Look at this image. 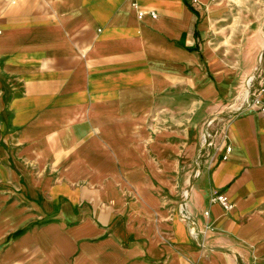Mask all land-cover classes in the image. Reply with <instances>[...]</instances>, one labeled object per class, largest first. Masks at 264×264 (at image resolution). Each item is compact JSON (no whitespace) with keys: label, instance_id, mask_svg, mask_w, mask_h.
Listing matches in <instances>:
<instances>
[{"label":"crops","instance_id":"crops-1","mask_svg":"<svg viewBox=\"0 0 264 264\" xmlns=\"http://www.w3.org/2000/svg\"><path fill=\"white\" fill-rule=\"evenodd\" d=\"M232 9L0 0V264H264V93L237 102L264 31ZM161 110L195 124L155 131Z\"/></svg>","mask_w":264,"mask_h":264},{"label":"rangeland","instance_id":"rangeland-1","mask_svg":"<svg viewBox=\"0 0 264 264\" xmlns=\"http://www.w3.org/2000/svg\"><path fill=\"white\" fill-rule=\"evenodd\" d=\"M250 2L249 5H247V0H228V3L230 4V7L233 8V10H238L239 12H241L242 10H247V6L250 7V9L253 10V22L255 24V26H258L260 29V32L262 33L264 31V1L263 0H248V3ZM245 17L247 18L245 15H238L236 16V20L235 23L238 25L239 22L243 23V22H247L242 21V18ZM252 22H250L251 24ZM243 27L245 28L246 23H243ZM241 49V48H239ZM258 69H256V71L254 72L253 75V81H252V85H251V91L255 92V91H259L261 90V83L262 80H264V57L261 60V62L257 63ZM256 66V67H257ZM246 84V79L243 81V90L241 92V95L239 96V99L237 100V102L241 105L244 102V87ZM252 97L253 94H252ZM252 97L250 99H252ZM189 104V103H188ZM182 105V104H180ZM238 105V106H239ZM175 108H180L178 107V104H174ZM195 112L191 111H185V112H179L177 110L171 111V110H161L157 112V123H158V127L155 128V131H159L161 128L165 129V128H172L175 130L177 129H182V128H186L188 126H192L195 124L194 119H192L191 121L189 120L191 118V116L194 115ZM194 118H196V115L194 116ZM209 126H204V131L202 130V127H199L200 130V140H201V146L206 144V142H204V137L206 135V133H211L213 130V126L212 124H208ZM161 126V127H159ZM209 129V130H208ZM200 140H199V144H200ZM201 146L198 147V149H196V152L194 153L192 158L187 159L184 164H181L182 166L185 165L184 167H194L195 169L191 168V172L192 174H190V184H192L194 182V180L198 177V170L203 167V164L205 163L204 160L208 158V156L201 153L200 149ZM204 155V156H203Z\"/></svg>","mask_w":264,"mask_h":264},{"label":"built area","instance_id":"built-area-1","mask_svg":"<svg viewBox=\"0 0 264 264\" xmlns=\"http://www.w3.org/2000/svg\"><path fill=\"white\" fill-rule=\"evenodd\" d=\"M14 1V0H12ZM192 2H195L197 0H191ZM133 4L135 6H137V2H133ZM138 14L140 17H144L146 15H151L153 18H156L158 16V14L155 12V11H144V10H138ZM0 32H1V28H0ZM261 90L259 91V93H264V80H262V83H261ZM251 98V97H250ZM250 102V99L249 100H246L244 99V102L239 105L238 107V110H241L242 109V106L244 104H248ZM263 103V105L261 106V108L259 109V113H264V100H261L259 98V96H256V98L254 99V103ZM211 138H212V134L211 133H206L205 137H204V142H206V144H211ZM231 151V146L228 145L226 146V154L223 156L224 159L227 158V154ZM212 202L213 203H220L224 208L226 209H231L233 208V203L229 200V197L227 196V194L225 193H222V192H219V191H215L213 193V196H212ZM206 215H209V212L206 211L205 212Z\"/></svg>","mask_w":264,"mask_h":264},{"label":"bare ground","instance_id":"bare-ground-1","mask_svg":"<svg viewBox=\"0 0 264 264\" xmlns=\"http://www.w3.org/2000/svg\"><path fill=\"white\" fill-rule=\"evenodd\" d=\"M252 81H253V79L251 80V85H252ZM251 94H252V91H251V88H249V90L247 91V93H246V95H245V99L246 100H249L250 99V97H251ZM188 193V192H187Z\"/></svg>","mask_w":264,"mask_h":264}]
</instances>
